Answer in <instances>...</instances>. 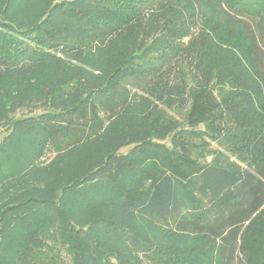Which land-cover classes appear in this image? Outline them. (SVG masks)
Here are the masks:
<instances>
[{"label": "trees", "instance_id": "1", "mask_svg": "<svg viewBox=\"0 0 264 264\" xmlns=\"http://www.w3.org/2000/svg\"><path fill=\"white\" fill-rule=\"evenodd\" d=\"M32 2L0 0V264H264V0Z\"/></svg>", "mask_w": 264, "mask_h": 264}, {"label": "rangeland", "instance_id": "2", "mask_svg": "<svg viewBox=\"0 0 264 264\" xmlns=\"http://www.w3.org/2000/svg\"><path fill=\"white\" fill-rule=\"evenodd\" d=\"M41 2L42 0H33L32 2L33 7L34 8L41 7ZM45 13H43L38 19L40 20L45 15ZM83 52H84L83 53L84 56H87V54L89 55L87 51H83ZM94 54H95L94 52L93 53L91 52V55L89 56L91 57V62H90L91 66L96 64L95 70L90 68L89 65H87V67L77 66V65L76 66L84 70L85 72L89 70L91 71V73L97 76L99 72H97L96 70L100 68H104L106 64L108 63H107V59L103 58L104 56H99L98 54L95 55V58H92L93 57L92 55ZM60 58H62V60H65L63 57H60ZM68 62L71 65L75 66L72 60L63 61V63H68ZM50 76H51V72L45 69L44 70H40V69L32 70L24 76V79L29 83L28 86H24L22 83V80H20L18 87L16 89L12 88V90L15 91L18 89L17 93L19 96L30 95L35 92L34 87H31L33 83L47 81L48 77ZM40 102H43V100H40ZM36 105H37L36 107H31V110L28 109L29 107L24 110L23 109L9 110V108L7 109V106H6L5 110H9L7 117H6L10 120L8 123H10L11 121L17 120L19 118H22L23 116L28 115V113L30 112L31 114L42 113L44 111V106L40 105V103H37ZM175 118L178 119L179 116L175 115ZM7 128H8L7 124L0 125V140L7 133L8 131ZM127 149H129V147L124 148L121 151L126 152ZM8 191L9 190L6 188V193H5L6 195L8 194ZM127 218H128L129 225L131 227L134 226L138 229V231L140 232V236L144 239L145 243L148 245L154 246L159 249H164V250L169 249L168 247H170L171 249L174 250V252H176L175 250L177 249L178 250H184V249L188 250L191 248V250L196 251L197 255L200 258L207 257L206 259L207 261L211 260L214 254L216 253L215 247L210 246L211 242L206 238H201V237L187 235V234L186 235H176L170 232H166V231L154 228L150 223L145 221L143 218L135 217L130 214ZM263 220H264V213H261L256 223H254V225L252 226V230L250 232L255 237L261 238L262 240H264V221Z\"/></svg>", "mask_w": 264, "mask_h": 264}]
</instances>
